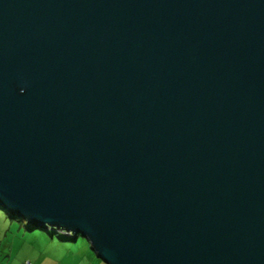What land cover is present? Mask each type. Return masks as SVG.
<instances>
[{
  "label": "water",
  "instance_id": "water-1",
  "mask_svg": "<svg viewBox=\"0 0 264 264\" xmlns=\"http://www.w3.org/2000/svg\"><path fill=\"white\" fill-rule=\"evenodd\" d=\"M0 209L105 264H264V0H0Z\"/></svg>",
  "mask_w": 264,
  "mask_h": 264
},
{
  "label": "rangeland",
  "instance_id": "rangeland-1",
  "mask_svg": "<svg viewBox=\"0 0 264 264\" xmlns=\"http://www.w3.org/2000/svg\"><path fill=\"white\" fill-rule=\"evenodd\" d=\"M30 228L27 222L13 219L9 212L0 210V264H15L17 261L69 264L82 257L78 253L83 251L84 246L92 251L90 243L83 237H80L78 244H74L63 242L62 234Z\"/></svg>",
  "mask_w": 264,
  "mask_h": 264
},
{
  "label": "crops",
  "instance_id": "crops-1",
  "mask_svg": "<svg viewBox=\"0 0 264 264\" xmlns=\"http://www.w3.org/2000/svg\"><path fill=\"white\" fill-rule=\"evenodd\" d=\"M52 239H53V237H52ZM74 254H76V252ZM78 254H81L82 257L81 258L77 257L76 260L71 261L69 264H104L99 259H97L95 254L90 249H87V247H85V246L83 248V251L81 253H78ZM24 263L25 262H22V261L18 262L17 261L15 264H24ZM33 264H35V263L33 262Z\"/></svg>",
  "mask_w": 264,
  "mask_h": 264
},
{
  "label": "trees",
  "instance_id": "trees-1",
  "mask_svg": "<svg viewBox=\"0 0 264 264\" xmlns=\"http://www.w3.org/2000/svg\"><path fill=\"white\" fill-rule=\"evenodd\" d=\"M1 210V209H0ZM7 212V211H6ZM11 217L14 219L15 217L13 216V215H11ZM15 219H17V218H15ZM30 226V225H29ZM31 228L30 229H32V230H34V228L32 227V226H30ZM49 232H51V234H55V235H57V234H62L63 235V242H73L74 244H78V242H79V239H80V237H79V239L77 240V242H76V238L74 237V236H70V235H67V234H64V233H58V232H55V231H49ZM85 239V238H84Z\"/></svg>",
  "mask_w": 264,
  "mask_h": 264
},
{
  "label": "built area",
  "instance_id": "built-area-1",
  "mask_svg": "<svg viewBox=\"0 0 264 264\" xmlns=\"http://www.w3.org/2000/svg\"><path fill=\"white\" fill-rule=\"evenodd\" d=\"M67 235H70V236H72L71 234H67ZM24 264H31L30 262H27V263H24Z\"/></svg>",
  "mask_w": 264,
  "mask_h": 264
}]
</instances>
